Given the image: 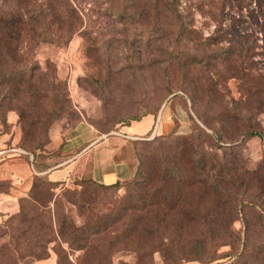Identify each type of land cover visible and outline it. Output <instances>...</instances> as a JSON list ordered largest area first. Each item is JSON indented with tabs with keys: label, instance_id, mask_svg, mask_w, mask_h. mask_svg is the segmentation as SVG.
<instances>
[{
	"label": "trees",
	"instance_id": "16d2710c",
	"mask_svg": "<svg viewBox=\"0 0 264 264\" xmlns=\"http://www.w3.org/2000/svg\"><path fill=\"white\" fill-rule=\"evenodd\" d=\"M21 1L26 5L25 17L0 18V123H6L2 114L4 108L7 112H18L23 134L19 148L31 149L35 175H31L30 186L25 192L18 187L20 184L0 179V194L13 195L18 190L16 192L22 195L18 212L0 224V264L47 260L49 245L58 240L68 244L73 251L87 253L94 243L93 237L101 235L108 238L110 246L124 244L140 250L149 248L163 256L173 250L171 258L175 263L264 264V209L261 208L264 205V149L254 167H250L243 155L245 143L250 139L258 137L264 146V126L260 129L258 123V117L264 113V89L249 87L244 99L223 101V108L208 116L198 114L193 103L190 110L186 109L188 101L184 95L180 96L186 106L191 132L180 135L172 131L168 135L156 134L148 141H136L138 166L134 178L123 185L129 195L122 208L115 217L105 221L103 227H77L68 222L62 214L64 209L59 206L63 197L72 203L77 191L68 188L64 181L53 182L48 174L42 176L70 157L62 155V161L50 165L49 156L57 151L61 153L62 148L44 157L42 152H36L43 150L47 143L39 142L33 146L38 130L48 129V124L43 122L65 112V100L58 101L53 83L45 81L44 71L35 61L34 54L43 46L68 43L83 26V19H72L68 38L64 41L54 34L57 14L53 3ZM139 4L145 9L147 0H139ZM132 5L128 0H117L108 9L122 21L136 22L128 11ZM165 6L176 16L184 42L191 32L179 11V0H167ZM24 42L29 46L27 51L22 48ZM185 52L180 53L178 60L189 62L186 63L188 68L181 65L179 69L187 79L189 71L191 74L193 66L201 65L202 59ZM248 54L247 49L240 47L236 56L247 57ZM243 78L241 75L240 80ZM184 85H188L187 81ZM211 93L216 97L215 92ZM199 97L194 93V99ZM191 112L204 128L194 121ZM147 116L157 118V114L146 112L125 120L123 126L140 122ZM140 144L145 147L141 150L143 154L138 148ZM30 154L18 156L28 160ZM84 175H88L83 181L84 186L91 184L107 189L121 185V182L102 185L93 180L89 171ZM59 187L62 190L56 196ZM238 222L241 223L240 230L235 228ZM186 228L191 237L184 241ZM259 234L261 236L255 239L254 236ZM174 236L177 238L173 239ZM152 242L155 248H152ZM223 248L228 251L223 252ZM62 252L65 256L57 253L59 264H64L62 260L67 256L64 250Z\"/></svg>",
	"mask_w": 264,
	"mask_h": 264
},
{
	"label": "rangeland",
	"instance_id": "374dc122",
	"mask_svg": "<svg viewBox=\"0 0 264 264\" xmlns=\"http://www.w3.org/2000/svg\"><path fill=\"white\" fill-rule=\"evenodd\" d=\"M39 1L53 3L57 14L54 34L64 41L68 38L67 30L72 19H83V26L68 43L43 46L34 54L35 61L44 71L45 81L53 83L58 101L61 102L62 98L65 100L63 114L50 120L42 119L44 125L48 124V129L38 130L36 144L33 145L47 143L43 150L36 152H42L44 157L62 148L59 150L61 153L57 151L49 156L50 165L62 161L65 143L63 137L61 146L50 150L48 146L52 131L54 135H60L83 123L107 135L122 129L125 120L146 112L157 114L158 118L160 113L169 110L173 117L172 131L185 135L191 132L190 121L180 114L183 110H190L191 103L198 114L208 116L218 113L223 108V101L244 99L249 87L264 89V0H179V11L191 32L184 42L176 16L165 6L167 0H147L145 9L139 0H128L133 3L128 11L136 22L122 21L116 13L110 12L108 7L115 5L117 0ZM25 6L19 0H0V18L25 17ZM27 46L26 42L22 43L23 50H29ZM240 47L248 50L247 57L236 56ZM185 51L202 59L201 65L192 67L187 79L179 69L181 65L188 68L186 63L189 62L178 60L180 53ZM238 60L243 64L240 65ZM241 75L244 76L243 80H240ZM185 81L188 85H184ZM211 92H215L216 97ZM194 93L200 97L194 99ZM183 95L188 101L187 108L180 97ZM191 113L194 121L204 128ZM2 114L6 123H0V165L3 164L0 176L13 172L15 179L12 181L18 185L22 179L18 187L25 192L31 183V175H35L31 149L19 148L23 134L18 123V112H7L4 108ZM258 119L259 127L264 126V113ZM146 123V120L135 123L127 126V129L142 133L147 128ZM161 132L159 128L158 133ZM149 138L143 139L148 141ZM138 148L141 151L145 147L140 144ZM263 149L258 137L245 143L243 155L250 167L258 163ZM28 153V160L18 156ZM66 161L45 173L60 168ZM45 173L42 176L47 175ZM84 173H77L76 177L66 182L68 188L77 191L72 202L74 204L63 197L59 206L64 209L62 214L66 215L68 222L77 227H103L105 221L115 217L124 205L129 192L123 185L129 181L120 183L116 188L106 189L91 184L84 186L83 181L88 178ZM61 190V187L57 188L56 196ZM16 191L12 195L16 200H6V204L0 206V224L20 208L22 195ZM261 208L264 209V205ZM235 228L240 230L241 223H236ZM170 233L171 230L169 236ZM258 236L261 234L254 236L255 239ZM99 237H93L94 243L87 253L73 251L68 244L58 240L49 245L50 256L47 260L31 264H59L57 253L65 256L62 250L68 256L65 260L61 259L64 264H181L173 262V250L163 256L161 252L149 248L140 250L124 244L110 246L108 238H104V235ZM189 237L186 228L182 239L187 241ZM152 248H155L153 242ZM137 249L138 252H134ZM221 250L228 251L225 248ZM183 264L200 263L190 261ZM222 264H231V261Z\"/></svg>",
	"mask_w": 264,
	"mask_h": 264
},
{
	"label": "crops",
	"instance_id": "0c3cea01",
	"mask_svg": "<svg viewBox=\"0 0 264 264\" xmlns=\"http://www.w3.org/2000/svg\"><path fill=\"white\" fill-rule=\"evenodd\" d=\"M182 112L180 116L188 117L186 111L183 110ZM145 120L147 121V128L142 133L123 127L118 132L103 135L99 134L90 125L83 123L60 135H54V131H52L51 143L48 148L52 150L61 146L64 137L63 153L70 158L60 168L46 174L53 182H68L72 177H76L77 173H84L88 167L93 180L102 185L110 186L117 182L125 183L132 180L138 166L134 143L147 137L152 132L157 118L147 116L142 121L135 123H142ZM159 128H161V134H168L172 131V111L165 110L162 112L157 134H159ZM141 137L143 138L140 139ZM2 170L3 164L0 165V173H2ZM57 170L59 173H56ZM0 179L13 180L15 174L10 172L9 175H4L3 173ZM19 182H21L19 183L21 185L22 179ZM29 186L25 190H28ZM9 199L16 200L12 195L0 194V206L5 205L6 200Z\"/></svg>",
	"mask_w": 264,
	"mask_h": 264
},
{
	"label": "water",
	"instance_id": "95a60500",
	"mask_svg": "<svg viewBox=\"0 0 264 264\" xmlns=\"http://www.w3.org/2000/svg\"><path fill=\"white\" fill-rule=\"evenodd\" d=\"M161 114L162 113H160V115L158 116V120H157V124L155 125V128H154V130H153V134H152V137H150L149 138V140L150 139H153L155 136H156V134H157V129H158V125H159V122H160V116H161ZM23 153V152H22ZM46 174V173H45Z\"/></svg>",
	"mask_w": 264,
	"mask_h": 264
},
{
	"label": "built area",
	"instance_id": "2783aa9c",
	"mask_svg": "<svg viewBox=\"0 0 264 264\" xmlns=\"http://www.w3.org/2000/svg\"><path fill=\"white\" fill-rule=\"evenodd\" d=\"M152 137V136H151Z\"/></svg>",
	"mask_w": 264,
	"mask_h": 264
}]
</instances>
